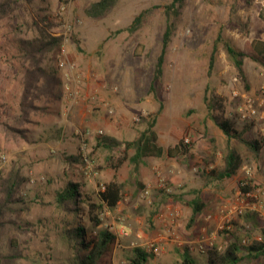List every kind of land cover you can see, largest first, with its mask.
<instances>
[{
	"label": "rangeland",
	"instance_id": "374dc122",
	"mask_svg": "<svg viewBox=\"0 0 264 264\" xmlns=\"http://www.w3.org/2000/svg\"><path fill=\"white\" fill-rule=\"evenodd\" d=\"M98 1H34L32 8L22 5L17 12L23 18L20 24L24 37L33 38L36 31L31 25L28 30L32 20L26 14L32 18L47 16L43 27L53 36H62L55 53L43 54L44 63L51 67L56 62L59 67L63 62L65 69L68 66L76 71L72 76L70 70L61 71L59 99L64 100L66 112L70 105L78 116L67 117L75 124L74 129H67L65 137L58 138L56 128L54 132L48 128L60 116L45 114V105L33 113L37 125H15L14 110L0 108L1 264H72L74 241L68 231L79 226L91 230L83 199H96L105 184L113 180L125 187L116 210H106L102 215L103 227L116 235L112 264H127L126 255L135 247L153 255L150 264L181 263L185 248L198 264H207L214 247L224 251L228 242L239 239L243 246H249L262 238L264 150L256 157L242 143L232 141L243 165L231 179H213L210 171L223 165L227 139L210 119L206 99L216 96L217 113L232 117L246 138L261 137L264 141V119L244 122L237 113L248 99H264V65L253 59L254 47L264 42V0H185L177 18L173 16L176 28L159 79L155 75L167 25L166 7L173 0H120L102 18H90L85 10ZM140 14L139 28L129 31ZM5 21L0 25L6 26ZM12 22L19 24L18 20ZM4 30L0 27V58L13 54L8 50V40H4ZM225 41L247 54L246 82L228 60ZM216 42L220 52L210 67ZM10 80L6 82V95L7 91H16L14 86L9 87L12 77ZM0 84H4L2 78ZM99 86L119 100L118 108L109 98L102 102L92 98L100 94L94 91ZM3 94L0 92V96ZM87 105L94 111L92 119L84 109ZM158 110V144L166 151L184 139L196 158L179 164L165 156L149 157L137 175H132L129 159L133 151L126 152L121 146L112 154L124 157L123 165L118 170L107 167L106 157L111 151L99 147L97 140H134L145 128L141 118L148 119ZM88 132L89 159L83 163L68 161L83 156L80 136ZM46 137L51 138L46 141ZM212 142L218 153L208 166L204 156L213 150ZM247 169L252 170L250 198L240 190ZM12 171H19L26 181L16 190L15 200L7 202L3 183ZM70 182L78 184L81 197L75 204H61L60 194ZM196 194L205 209L193 218L185 201ZM250 214L256 216L258 227L247 219ZM240 264H264V257L245 259Z\"/></svg>",
	"mask_w": 264,
	"mask_h": 264
},
{
	"label": "trees",
	"instance_id": "16d2710c",
	"mask_svg": "<svg viewBox=\"0 0 264 264\" xmlns=\"http://www.w3.org/2000/svg\"><path fill=\"white\" fill-rule=\"evenodd\" d=\"M34 1L43 2L44 0H0V21L6 20V26L0 25V27L5 29L3 36L5 41L8 40V50H13L12 56L0 58V79L2 78L4 81V84H0V92L3 91L4 93L3 96H0V108L14 110L15 125L27 124L31 114L36 110L34 102L38 99H42L43 94L49 95L50 86L59 83L53 79L52 72L49 73L45 71L41 63L45 61L43 57L45 52H56V49L61 45L62 36H53L52 33H49V31L43 27L47 25V16L43 18H32L30 14H26L32 20L31 24L29 23L28 25L26 23V25H28V30L31 26L36 29V31L32 33L33 38L24 37L26 33L21 29L23 25L20 23L23 18L17 12L22 5L27 4L32 8V3ZM119 1L120 0H100L86 8L85 13L90 18L100 19L117 6ZM184 2L185 0H173L166 7L167 25L164 32L162 52L158 58L155 79H159L162 75L166 50L175 32L176 21L173 16L177 18ZM39 10V12H43L42 8H39ZM11 13L12 15L9 16ZM14 20H18L19 24L16 26L13 25L12 21ZM141 21L142 14L134 19L128 30L135 32L139 28ZM6 29H8V31ZM221 40V35H219L218 41ZM224 46L228 60L236 69L241 80L246 82L244 59L247 57V54L236 49L227 41L224 42ZM219 52V43L216 42L210 58V67L214 66ZM254 53L255 56H253V59L261 65H264V42L257 43L254 47ZM11 77L13 81L9 84V87L13 88L14 86L16 91H7L6 95V82L7 80L11 81ZM206 103L208 105L210 119L221 129L227 139L226 151L223 155V165L211 170L210 175L217 181L231 179L238 174L243 165V158L237 149L232 146V141L242 143L247 150L256 157H260L263 154L264 141L261 137L255 139L246 138L244 136L245 131H240L236 128L235 121L232 117L217 113L216 96L206 99ZM38 109L40 110V108ZM160 113L161 110H158L155 115H152L148 119L141 118L145 123V128L134 140L121 142L111 137H100L97 140L99 147H104L111 151L106 157V166L113 170H118L120 166L123 165L125 158H115L112 154L113 149L121 146L124 147L126 152L133 151L129 159L133 166L132 175H137L145 159L149 157L162 158L165 152L158 144V136L155 131ZM249 128L250 126L247 127V129ZM212 144L213 150L204 156L205 163L208 166L213 164L218 153L214 142H212ZM167 155L169 158L175 159L179 164L196 158L189 143H186L184 139L180 140L174 147L169 148L167 150ZM67 160L83 163L85 159L80 155L77 158ZM25 181V178L21 177L19 171H12L7 178L4 179L3 189L7 202H13L15 200L16 190ZM77 185L78 184L70 182V184L66 186L59 197L61 204H75V202L79 201L81 194H79ZM124 187V183L113 180L105 184L104 189L98 193L96 199H92L89 196L83 199V202L87 206L84 215L88 219L91 230L89 232L85 227L79 226L68 231L69 239L74 241V243L71 244L74 252L72 264H112L113 253L116 246V235L108 228L103 227L102 215L106 210H116L123 199ZM240 190L244 195L252 193V184L249 183L245 186L240 185ZM185 204L192 209L193 218L203 213L205 209V203L197 194L194 199L185 201ZM1 211L2 206L0 205V212ZM73 211L78 214L79 209L75 208ZM247 219L254 224V227H258L256 216L250 214ZM261 235L262 240H254L249 246H243L241 240L237 239L233 242H228L224 251H219L217 247H214V249L208 253L207 264H240L245 259H260L264 257V228L261 229ZM152 256L153 255L144 248L135 247L126 255V261L127 264H150ZM181 257L182 262L176 264H198L188 248L183 250Z\"/></svg>",
	"mask_w": 264,
	"mask_h": 264
},
{
	"label": "crops",
	"instance_id": "0c3cea01",
	"mask_svg": "<svg viewBox=\"0 0 264 264\" xmlns=\"http://www.w3.org/2000/svg\"><path fill=\"white\" fill-rule=\"evenodd\" d=\"M26 11H28L27 8H26ZM45 64L46 63L42 62L41 63V66L45 69L46 72H49V73L52 72L53 73V79H55V81H58V82H61L60 77H61V74H62V72L64 70L67 71V72L70 70L71 76L74 75V73L76 72L75 70L69 69L68 66H67L66 69L65 68L60 69L58 67V64H56L55 62L52 64L51 67L46 66L47 64L46 65ZM72 69H74V68H72ZM16 73H17V71H16ZM101 85H103V84H101ZM60 89H61L60 88V83H55V85L50 86V88H49V90H50L49 91V95L43 94L42 99H38L36 102H34L35 103L34 105H35V108H36V110L34 109L35 110L34 111V114L37 111H40L38 108H40V105L43 104V105L46 106V110H45L46 113L45 114H50L52 116L53 115L54 116H60V119L56 120V122H55V125H54L55 127L50 125V127L48 128V131H53L54 132L55 131L54 129L56 128V134L55 135L58 138H64L65 137L66 130L68 129V131H69L70 129H74V125H75L70 120H68L67 117L69 116V118H70V115H71V117H74V119H77V116L78 115H77V113H75L76 111L73 110L74 108L72 106H70V105H69V107L67 109V112L65 111L66 108H65V105H64V100L63 99L62 100L59 99ZM94 91H95V93L99 92L100 94L98 95V97L96 95H94L92 97L93 99H96L97 98L98 102H102L103 100H107L106 98H109L111 104H112V102H114V103H116V107L117 108L119 107L118 106L119 100H117L113 96H110V95L106 94L105 92H107V91H104L103 89L101 90L100 89V86L97 87ZM50 108H53V110H51ZM55 109H57V111ZM84 109H86V114H89L90 115L89 118L91 117V119H92L94 117V113H93L94 111H93V109H91V107L89 105L85 106ZM69 111L70 112L73 111V113H70ZM95 112L97 113L98 111H95ZM34 116L35 115H33V113H32L30 119L28 120V123L29 124H33V125H37L38 120H36L37 118L34 117ZM96 118H98V117H96ZM50 138L51 137H46V141L50 140ZM167 150L164 151L165 152V154H164L165 157H168Z\"/></svg>",
	"mask_w": 264,
	"mask_h": 264
},
{
	"label": "built area",
	"instance_id": "2783aa9c",
	"mask_svg": "<svg viewBox=\"0 0 264 264\" xmlns=\"http://www.w3.org/2000/svg\"><path fill=\"white\" fill-rule=\"evenodd\" d=\"M65 64L63 62L59 63V68L62 69L64 68ZM75 67V65H72V68ZM262 90V94L264 95V82L263 85L261 87ZM257 105V106H256ZM238 116L241 119V121H255L257 118L259 119H264V99L263 98H258L255 101L253 100H247V102L243 105L240 106L237 110ZM263 133H264V127L262 129ZM98 135H103L102 131H98L97 132ZM91 135L90 132L88 133H81V149H82V154H83V158L87 161V154H86V150H87V139L88 136ZM186 143H188V141H186ZM2 161L5 160V158H1ZM1 163V160H0ZM252 176V170L251 169H247L246 170V176L241 180L240 185L241 186H245L248 185L249 179ZM104 189V188H103ZM244 195V194H243ZM252 195V193H248L247 195H244L248 198H250ZM262 240V238H258V241Z\"/></svg>",
	"mask_w": 264,
	"mask_h": 264
}]
</instances>
